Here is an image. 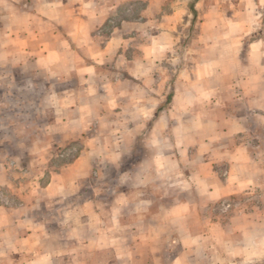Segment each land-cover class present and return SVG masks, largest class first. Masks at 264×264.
Segmentation results:
<instances>
[{
  "label": "clouds",
  "instance_id": "clouds-1",
  "mask_svg": "<svg viewBox=\"0 0 264 264\" xmlns=\"http://www.w3.org/2000/svg\"><path fill=\"white\" fill-rule=\"evenodd\" d=\"M0 264H264V0H0Z\"/></svg>",
  "mask_w": 264,
  "mask_h": 264
}]
</instances>
